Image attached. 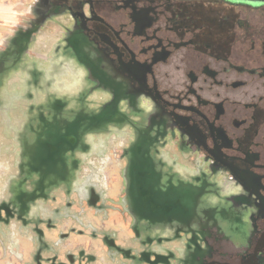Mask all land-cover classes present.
Wrapping results in <instances>:
<instances>
[{"label":"flooded vegetation","instance_id":"1","mask_svg":"<svg viewBox=\"0 0 264 264\" xmlns=\"http://www.w3.org/2000/svg\"><path fill=\"white\" fill-rule=\"evenodd\" d=\"M38 3L42 17L64 14L69 47L80 46L91 62L78 58L110 93L112 117L125 104L123 115L133 113L136 102L139 116L148 114L154 129L168 125L178 149L200 166L162 184L147 172L151 185L128 197L137 211L163 212L171 223L159 226V240L177 247L162 245L168 258L160 262L264 264V0ZM131 145V162L139 163L134 157L149 148ZM187 215L185 223L177 218Z\"/></svg>","mask_w":264,"mask_h":264},{"label":"rangeland","instance_id":"2","mask_svg":"<svg viewBox=\"0 0 264 264\" xmlns=\"http://www.w3.org/2000/svg\"><path fill=\"white\" fill-rule=\"evenodd\" d=\"M38 1L0 0V264H162V245L177 247L159 240L170 221L128 197L150 184L147 172L162 184L200 166L136 102L112 117L110 93L78 58L91 62L69 47L64 14L42 17ZM131 142L148 146V158L131 162Z\"/></svg>","mask_w":264,"mask_h":264}]
</instances>
